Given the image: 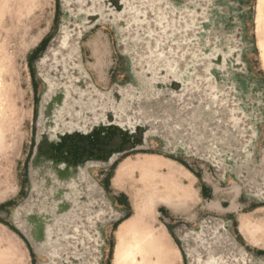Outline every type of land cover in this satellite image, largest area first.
Instances as JSON below:
<instances>
[{
    "label": "rangeland",
    "instance_id": "374dc122",
    "mask_svg": "<svg viewBox=\"0 0 264 264\" xmlns=\"http://www.w3.org/2000/svg\"><path fill=\"white\" fill-rule=\"evenodd\" d=\"M156 1L123 0L115 10L106 0H59L56 19V0H0L12 82L0 125V264H132L128 251L134 264H264V0ZM129 22L137 25L122 33ZM96 41L108 61L99 83ZM208 55L218 67L207 83L218 89L214 107L208 98L186 107L177 84L133 105L134 93L124 94L151 92L140 59L180 80L176 60L190 58L194 71ZM197 73L182 91L202 86ZM121 129L146 149L109 162ZM231 182L240 185L237 210L205 209L212 198L228 207ZM146 195L162 202L145 205Z\"/></svg>",
    "mask_w": 264,
    "mask_h": 264
},
{
    "label": "water",
    "instance_id": "95a60500",
    "mask_svg": "<svg viewBox=\"0 0 264 264\" xmlns=\"http://www.w3.org/2000/svg\"><path fill=\"white\" fill-rule=\"evenodd\" d=\"M106 1L115 10H116V6L117 5H122V7H123V4H122L123 0H106ZM153 3L154 4H162V2L159 1V0H157L156 2H153ZM149 5H151V4H149ZM142 7H147V6L143 5ZM195 8H197V5L195 6ZM152 9H153L152 7H147L146 10H145V12H146L145 14L147 15L148 13H151V15H153L155 17V14H154L155 11L154 10L152 11ZM198 9H200V6H198L197 10ZM179 10L180 9H176L174 12H178ZM197 10H195V11H197ZM182 11H184V10H182ZM188 15L190 16L191 14H188ZM184 17H185V14H183V19H182V17L180 15H178V16L176 15V19L178 20V23H183L184 22ZM196 17H202L201 13H197ZM119 18L120 17L117 18L116 22L119 21ZM152 21L154 22V20H152ZM129 24H130V22L127 25H129ZM142 24H145V22L144 23L141 22L139 25H142ZM133 25H137V23H135V24L132 23L131 25H129L130 28L127 29V30H124L122 33L127 32V31L129 32L130 29L133 30V27H134ZM155 26L157 27L158 25L155 23ZM147 29H149V28H147ZM187 32H192V31H187ZM209 57H210L209 55L203 57L204 58V61L199 60V64H198L197 68L193 67V68L196 69L194 71H193V69H192L191 66H189V67L187 66L189 64L188 62H190V58L188 60L187 59H183V58H180V59L176 60L177 61V66H175V67L177 68V71L176 72H179L180 73V74H178L180 76V80L176 76L174 77L172 73H168L162 66L161 67L159 66L158 69H157V71H154V69L144 70V68L142 66L144 64L147 65V63H146L147 61L144 62V58L143 59H140V61L137 62V64L135 65V68L141 69V72H144V75L143 76L146 79L147 86H149V83H148L147 79H149V80L151 79L152 87L149 86V88H151L150 89L151 92L149 93V91H147V92H143L142 93L141 91H130L128 89L127 93H124V94L125 95H129V96H132L133 95L132 93H134V99L131 101V104L133 105L134 103H137V101L140 98H142V97H144L146 100H149V98L152 97L151 94L153 95V97H155V93L156 92L157 93H162L163 92L162 95H164V94H166V92H169L170 90L173 89V85L174 84H177V86L179 87V89L176 90V93L178 94V96H177L178 97V100H180V103H182L186 107L192 108V106H193L192 104H193V102H195V100L196 101L198 100L199 103L202 104L203 102H205L204 100H206L207 98L209 100L208 101V104L210 103V105H208V106L206 105L207 108H209V106H213L214 107L215 101L210 100V95L209 94H210V92H217L218 89H217V87H216L215 84H214V86H215L216 89H213L211 86H208L207 83L210 82V81H212V79H213V70H216L214 68L217 67L216 66V63H214L215 60H216V56H212L211 55V57L210 58ZM211 59H213L214 62H211ZM205 60H206V62H205ZM161 64L163 65L162 62H161ZM191 71H193V72H191ZM154 72H158L160 74L161 79L163 80V82L155 79V73ZM194 73H197V74H195L196 76L194 77V83L195 84L198 83L199 85H202V86L200 88H198L197 86L195 87V85H194L193 88L190 87L189 89H185V91H182L183 88H185V84L184 83L185 82H188L190 80L189 78H191V76ZM148 75H150V76H148ZM207 75H209V77H211V80H208L207 77H205L204 79H202V81L200 80L201 82H199L198 80H196V78H198L197 76L204 77V76H207ZM183 79H184V82H182ZM202 83L203 84L206 83L207 85L206 86H203ZM159 85H160V87H157ZM92 87L94 88V86H92ZM121 90H122V88H119V90H118L119 96L122 97L120 99H122L123 101H125L126 99L130 100V97H128V96L123 99ZM202 90H204V93L203 94H202ZM136 93H138L139 96H136L135 95ZM217 95H218V93H217ZM180 103H179V105H180ZM43 104H45V105L48 106L49 105V102L44 101ZM138 107H140V106L137 105L135 108L141 110ZM203 108H205V107H203ZM39 113H40V108H39ZM38 117H40V114H39ZM145 119H147V116L145 117ZM150 124L151 123H145L144 125L152 126ZM39 125H40V123H39ZM120 131L123 132V133L119 134L120 135V137H119L120 144H119V147H118L119 152L118 153L116 152V153L111 154L112 157L111 156L109 157V162L112 159H114L116 156H118L119 154H121V153H125V152L131 151V150L146 149L145 147H142V146H140V144H138L139 143V139L134 140L133 137H130V135H129L130 134L129 133L130 131L125 130V129H121ZM135 135H136V133H135ZM145 139L144 138L142 139L144 141V143H146V140ZM127 143H130L132 145L130 147H125L124 145H126ZM64 170H66V168ZM21 209H23V208H21ZM25 213H26V211L23 212V214H25ZM17 216L21 217L22 216V212L18 211L17 212ZM23 225L27 229V228H29V225L30 224L25 220L23 222ZM29 232L32 234V228L29 229ZM25 238L28 241H31V240L33 241L32 238L30 239V238H28L26 236H25ZM34 239H35V237H34Z\"/></svg>",
    "mask_w": 264,
    "mask_h": 264
},
{
    "label": "bare ground",
    "instance_id": "6f19581e",
    "mask_svg": "<svg viewBox=\"0 0 264 264\" xmlns=\"http://www.w3.org/2000/svg\"><path fill=\"white\" fill-rule=\"evenodd\" d=\"M1 41L7 43L8 39L6 37H4V38H1ZM8 51H9L8 45H6L4 48H0V125L2 124V119L5 116L4 114H5L6 106H7L6 93H7V89H9V85H10L9 82H11V79L9 78V75L11 74V72L8 71L7 65L4 62V58H3L4 54L8 53ZM92 57L95 59V62L93 64H91L90 67L96 76V81L99 83L102 80H104V77L106 75V72L104 70L108 67V64H107L108 61L105 58V51H103L101 53L97 41L95 43H93V46H92ZM12 81H13V78H12ZM11 84H12V82H11ZM259 163L264 168V148L261 151ZM204 180L211 183L213 190H214V194H216L219 191L218 186L209 178V176L207 174H204ZM169 189L172 190V188H169ZM229 190L233 192V195H235V193L240 192V185L238 183L231 182ZM147 195H148V193H147ZM147 195L145 196V199H144L146 201L145 205L147 203H149L151 206L155 207L157 205H160V203L162 202V199L159 196H152V195L147 196ZM217 200H218V198H212L210 201H208V203L205 204V206H204L205 209H207L209 212L216 213L217 210L214 207V204ZM176 201L178 202V200H176ZM176 205H178V203L166 204L167 207H173ZM230 209L233 211H236L237 210L236 205H234V203H232ZM189 219L192 220L193 217H189ZM126 258L132 264H134L133 263V261H134V253L133 252L128 251V253L126 254Z\"/></svg>",
    "mask_w": 264,
    "mask_h": 264
},
{
    "label": "crops",
    "instance_id": "0c3cea01",
    "mask_svg": "<svg viewBox=\"0 0 264 264\" xmlns=\"http://www.w3.org/2000/svg\"><path fill=\"white\" fill-rule=\"evenodd\" d=\"M263 150V148H261V151ZM178 170H179V167L177 166V165H174ZM179 172H187V170H183V171H181V169L179 170ZM192 173V172H191ZM193 177H194V175H193ZM194 180H195V177H194ZM208 184H210L211 185V183L210 182H208V181H206ZM211 187H212V185H211ZM181 188H183V189H187V185L185 184H182L181 183ZM219 192V191H218ZM229 193L231 194V196H232V199L229 201V205H228V207L227 208H223L222 206H221V204H220V202H219V199L215 202V204H214V207L216 208V210H217V212L216 213H218V214H223V213H227V212H234L233 210H231L230 209V207H231V205H232V203H234V205H236V209H237V204L235 203V198L238 196V194H239V192L238 193H235V195H233V192L232 191H230L229 190ZM195 194H196V198H195V200H197V198H198V188H197V186L195 185ZM211 199H209L208 201H210ZM208 201H206L205 202V204L206 203H208ZM179 209H181V210H186L187 209V206L186 205H180L179 206ZM235 210V209H234ZM168 231V230H167ZM169 233V232H168Z\"/></svg>",
    "mask_w": 264,
    "mask_h": 264
},
{
    "label": "trees",
    "instance_id": "16d2710c",
    "mask_svg": "<svg viewBox=\"0 0 264 264\" xmlns=\"http://www.w3.org/2000/svg\"><path fill=\"white\" fill-rule=\"evenodd\" d=\"M55 8H56V19H58V15H59V12H60L59 0H56V6H55ZM49 40H50V38L48 37V38L44 39L41 42L40 47H39L40 51H42V50H44L46 48L47 44L49 43ZM5 208H7L5 205H0V210H3ZM118 223L119 222H117V224ZM260 254H264V252L263 251H260Z\"/></svg>",
    "mask_w": 264,
    "mask_h": 264
},
{
    "label": "flooded vegetation",
    "instance_id": "af4514ba",
    "mask_svg": "<svg viewBox=\"0 0 264 264\" xmlns=\"http://www.w3.org/2000/svg\"><path fill=\"white\" fill-rule=\"evenodd\" d=\"M172 233V232H171Z\"/></svg>",
    "mask_w": 264,
    "mask_h": 264
}]
</instances>
